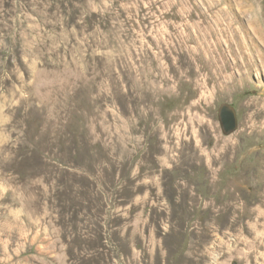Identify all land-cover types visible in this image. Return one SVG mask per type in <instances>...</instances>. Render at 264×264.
Instances as JSON below:
<instances>
[{
	"label": "rangeland",
	"instance_id": "obj_1",
	"mask_svg": "<svg viewBox=\"0 0 264 264\" xmlns=\"http://www.w3.org/2000/svg\"><path fill=\"white\" fill-rule=\"evenodd\" d=\"M0 264H264V0H0Z\"/></svg>",
	"mask_w": 264,
	"mask_h": 264
},
{
	"label": "water",
	"instance_id": "obj_2",
	"mask_svg": "<svg viewBox=\"0 0 264 264\" xmlns=\"http://www.w3.org/2000/svg\"><path fill=\"white\" fill-rule=\"evenodd\" d=\"M224 112L228 113L229 117H230V122L227 124V127L230 129V128H233L234 127V120H233V117L231 115V113H229L228 111L224 110Z\"/></svg>",
	"mask_w": 264,
	"mask_h": 264
},
{
	"label": "bare ground",
	"instance_id": "obj_3",
	"mask_svg": "<svg viewBox=\"0 0 264 264\" xmlns=\"http://www.w3.org/2000/svg\"><path fill=\"white\" fill-rule=\"evenodd\" d=\"M241 77V76H240ZM232 83V82H231ZM254 119V118H253Z\"/></svg>",
	"mask_w": 264,
	"mask_h": 264
}]
</instances>
